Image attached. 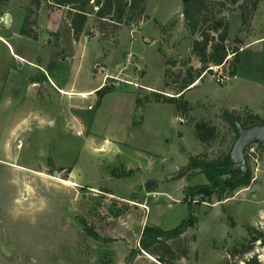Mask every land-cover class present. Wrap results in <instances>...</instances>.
I'll use <instances>...</instances> for the list:
<instances>
[{"label": "rangeland", "instance_id": "rangeland-1", "mask_svg": "<svg viewBox=\"0 0 264 264\" xmlns=\"http://www.w3.org/2000/svg\"><path fill=\"white\" fill-rule=\"evenodd\" d=\"M29 6L30 0H11L0 8V264H246L227 262L228 250L250 238L248 226L264 230V145L257 147L258 163L245 155L237 166L251 171L248 187L231 197L215 194L207 201H192L198 223L184 234L187 257L165 263L138 250L146 225L165 230L178 226L189 211L185 188L208 182L199 169H190V157L201 154L217 161L232 153L236 133L222 119V110L264 112V43L244 46L232 81L221 85L208 73L186 91L185 115L153 96H178L187 70L194 73L201 67L191 53L195 36L185 28L182 0H148L149 20L126 23L106 35L90 16L78 41L65 17L67 7L46 1L38 11V39L21 35ZM229 20L230 33L240 35V12H231ZM263 35L264 0L245 36L249 41ZM39 67L49 74L59 71L66 81L74 80V68L79 69L78 90L105 81L106 75L136 82L137 87L107 80L111 91L132 90L146 102L144 107L136 103L137 121L142 122L147 109L145 125H136L137 140L112 142V149L104 144L93 148L103 142L51 129L39 106L48 112L63 99L69 106L71 99L57 92L59 99L53 88L46 91L41 81L36 84L33 79L43 76ZM71 101L84 117L97 111L87 109L96 108L90 100ZM198 123L217 127L208 143L196 137ZM46 138L50 142H41ZM49 149L55 165L72 167L70 173L50 171ZM150 180L155 181L153 188H147ZM253 256L264 264V239L245 259Z\"/></svg>", "mask_w": 264, "mask_h": 264}, {"label": "trees", "instance_id": "trees-1", "mask_svg": "<svg viewBox=\"0 0 264 264\" xmlns=\"http://www.w3.org/2000/svg\"><path fill=\"white\" fill-rule=\"evenodd\" d=\"M11 0H0V8L6 6ZM46 1L51 6L67 7L65 17L69 22L72 36L78 41L85 30L88 18L94 16L99 23V30L103 35L110 29L117 32L122 25L129 22H145L149 20L146 13L148 0H30V6L26 8V16L20 34L38 39L39 33L36 25L38 23V11ZM262 0H182L185 28L195 40L191 47V53L197 57L201 67L193 73V69L187 70L188 76L178 96L163 97L160 100L156 92L153 96L156 102L168 103L176 106L177 111H188V103L183 101L186 91L197 87V81H201L206 74L213 75L212 66H222L225 73L234 77L239 68L241 52L246 45V36L250 33L252 23ZM97 7V9H96ZM237 10L242 16L241 34L231 37L229 33L228 13ZM244 34V35H243ZM232 54L230 59L228 56ZM223 85V84H221ZM111 91V87L104 86L98 90L102 97ZM146 99L149 100L148 96ZM142 99H137V105L144 107ZM222 119L227 122L235 131L238 139L237 123L248 129L257 125H264V116L255 114L248 109L240 112L236 109H223ZM218 129L215 125L196 124L195 135L202 143L215 136ZM201 154L191 156L189 159L190 169H199L207 181L203 184L190 185L184 190V201L188 204L189 211L178 226L165 230L155 226H145L140 239V249L152 256L157 257L161 262L171 263L178 257L189 255V242L184 234L191 227L198 223V217L191 209L192 201L199 197V201H207L218 194L219 197H231V193L241 187H248L251 184L252 173L249 170L247 175L232 171L233 163L231 154L225 155L220 160L212 161L202 159ZM49 164L53 167L51 172L66 171L70 173L72 167H57L52 158ZM227 194H230L227 196ZM250 238L236 242L228 250L227 262L232 259L243 260L246 264H262L257 256L245 259L251 253L254 245L259 239H264V230H258L252 226L247 227ZM90 233V232H89ZM135 253H132V257ZM167 259H166V258ZM235 261V262H236Z\"/></svg>", "mask_w": 264, "mask_h": 264}, {"label": "crops", "instance_id": "crops-1", "mask_svg": "<svg viewBox=\"0 0 264 264\" xmlns=\"http://www.w3.org/2000/svg\"><path fill=\"white\" fill-rule=\"evenodd\" d=\"M261 6H262V1L260 4V7ZM260 7L257 10L255 19L252 23V28H253V24L255 23L257 19ZM233 11H237V10H233ZM231 12L228 13V19H229V15L231 14ZM229 27H230V20H229ZM229 33H230V29H229ZM230 36L236 37L235 35H232L231 33H230ZM4 42L10 48V44L6 40H4ZM254 43H257V44L264 43V35L261 37L246 41V46H248L249 44H254ZM18 57H21V56H18ZM23 57H21V59H23ZM239 67H240V64H239ZM39 68H40V71H42L43 76L41 79L40 78L33 79L36 84L40 83L41 81L46 91H48V89L50 88L51 89L53 88L52 90H55L56 93L59 92L61 93L60 95L62 97L66 96L71 100H74L76 97L80 101L90 100L95 103L96 108H92V105H88L87 109L89 111H93L97 109L94 115L84 117L80 113L81 108L79 106H76L75 102L72 103L71 100L68 103L69 106H67L65 104L66 101H64L63 99V104L58 103L56 105L58 107H56L54 110H51L52 108H50L48 109L49 110L48 112H46L44 108L39 106L40 108L39 115L41 114L43 116L41 118L48 120V125L51 126V129L59 128L60 133L64 136H70L72 134L74 136H78L81 138L86 137V139H89L88 142H103V143H94L95 145L93 148H99L98 146H103L104 144L107 149H112L113 147L110 145V143L112 142H135L137 140L136 135H135V132H137L136 125H140L142 127L145 125L147 109L144 110L142 122L140 119H138L137 121L136 120L137 97L134 91L114 90L100 97L98 94V90L105 82L104 80L102 81V79L100 83H98L97 85L93 87L80 89V90L76 89L77 88L76 87V76L79 73V69H77L78 67L76 69L74 68V72H73L74 80L72 81L71 80L66 81L65 77L63 79L59 71H52L49 74L46 72V70H43V68L41 67ZM60 71L62 72L63 70L60 69ZM237 72H236V75H237ZM45 74L47 76V79L44 76ZM236 75L233 79L237 77ZM60 95H58V97ZM227 109H229V107ZM232 109H235V108H232ZM248 109H251V108L248 107ZM251 112L255 114H260L261 116L264 113V112H261V113L255 112L253 111V109H251ZM84 131H85V134L83 135L82 132ZM87 131L90 132V134L88 135L89 137H87L86 135ZM48 140L49 138H46L45 141L42 140L41 142H50ZM85 141L87 142V140ZM91 146L92 145H90V147ZM117 150L120 151V149L118 148ZM49 151L51 153L53 161H55L54 160L55 155H54L53 150L49 149Z\"/></svg>", "mask_w": 264, "mask_h": 264}, {"label": "water", "instance_id": "water-1", "mask_svg": "<svg viewBox=\"0 0 264 264\" xmlns=\"http://www.w3.org/2000/svg\"><path fill=\"white\" fill-rule=\"evenodd\" d=\"M8 22L10 21L9 17ZM213 105V102H210ZM237 125L238 130V139L234 145V148L231 153L232 163L235 165L233 167V172H243L244 175H247L248 170L246 168L237 166L243 163L245 157V149L253 144L264 145V125H257L252 128L245 129L240 124ZM244 166V165H243ZM246 170V172H245ZM56 174H59V171H56ZM155 185L154 180H150L147 183V188H153Z\"/></svg>", "mask_w": 264, "mask_h": 264}, {"label": "built area", "instance_id": "built-area-1", "mask_svg": "<svg viewBox=\"0 0 264 264\" xmlns=\"http://www.w3.org/2000/svg\"><path fill=\"white\" fill-rule=\"evenodd\" d=\"M5 22L7 23L8 22V18L6 17L5 18ZM233 55L232 54H230L229 56H228V58L227 59H230L231 57H232ZM222 68V66H212L211 67V69H213V71H214V74L211 76L216 82H218L219 84H225V81L226 82H228V81H230V80H232L234 77H230L227 73H223L221 70ZM220 69V70H219ZM108 79H114V82H113V85H118L119 83H125V84H128V85H134V86H138V84H136V82L134 83L133 81H131V80H122V79H119V78H117V77H111L110 75H106L105 76V86H108L107 84V80ZM20 142V146H22V140H20L19 141ZM259 145H257V144H253V145H251V146H249V147H247L246 149H245V152H244V156L245 155H248V156H250V157H252V158H254V160L258 163V159H257V147H258ZM256 155V156H255Z\"/></svg>", "mask_w": 264, "mask_h": 264}, {"label": "bare ground", "instance_id": "bare-ground-1", "mask_svg": "<svg viewBox=\"0 0 264 264\" xmlns=\"http://www.w3.org/2000/svg\"><path fill=\"white\" fill-rule=\"evenodd\" d=\"M2 39V38H1ZM198 82H196V84H197Z\"/></svg>", "mask_w": 264, "mask_h": 264}]
</instances>
